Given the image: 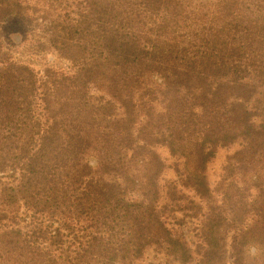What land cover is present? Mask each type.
<instances>
[{"label": "trees", "instance_id": "16d2710c", "mask_svg": "<svg viewBox=\"0 0 264 264\" xmlns=\"http://www.w3.org/2000/svg\"><path fill=\"white\" fill-rule=\"evenodd\" d=\"M12 19L0 264H241L264 244V0H0ZM47 55L64 64L35 70Z\"/></svg>", "mask_w": 264, "mask_h": 264}, {"label": "rangeland", "instance_id": "374dc122", "mask_svg": "<svg viewBox=\"0 0 264 264\" xmlns=\"http://www.w3.org/2000/svg\"><path fill=\"white\" fill-rule=\"evenodd\" d=\"M24 28H22V24L17 20V19H12L9 20L7 23L3 24L1 26L0 24V41L1 38L3 42L5 43V40H11L15 44L18 43L21 39V33L24 32ZM15 59H21V56H14ZM21 60H27V58L22 57ZM41 61L40 64H32L33 68L37 71L42 70L44 66L50 65L49 63H53L52 65H63L64 63L62 61H58L54 56L52 55H47V61L45 62ZM33 63V62H32ZM237 147H233L230 149H219L217 151L216 157L209 163L208 169H207V176L209 179V182L211 184V187L214 188L216 184L219 182V179L222 174V169L225 165L226 162V157L228 155H231ZM161 158L164 160L166 163L167 167H172L174 169V164L176 163L174 159H172L168 153V151L165 148L159 149L158 150ZM165 171V179H175V173L173 169H169ZM186 226H184L182 231L187 237L192 236V223L190 221H186ZM229 253L230 249L227 248L226 250V264H229ZM141 264H165L164 259L161 255H156L153 251L149 250L145 254V257L142 261Z\"/></svg>", "mask_w": 264, "mask_h": 264}, {"label": "clouds", "instance_id": "9594fccd", "mask_svg": "<svg viewBox=\"0 0 264 264\" xmlns=\"http://www.w3.org/2000/svg\"><path fill=\"white\" fill-rule=\"evenodd\" d=\"M264 261V244L250 241L241 250V264H261Z\"/></svg>", "mask_w": 264, "mask_h": 264}]
</instances>
